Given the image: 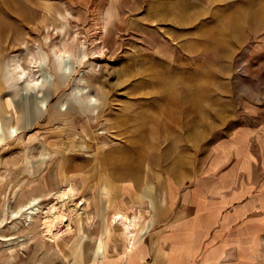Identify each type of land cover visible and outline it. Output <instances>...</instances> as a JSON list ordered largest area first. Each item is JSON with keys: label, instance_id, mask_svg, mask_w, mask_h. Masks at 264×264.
<instances>
[{"label": "rangeland", "instance_id": "374dc122", "mask_svg": "<svg viewBox=\"0 0 264 264\" xmlns=\"http://www.w3.org/2000/svg\"><path fill=\"white\" fill-rule=\"evenodd\" d=\"M262 125L264 0H0V264H120L117 210L161 261L223 175L264 196Z\"/></svg>", "mask_w": 264, "mask_h": 264}, {"label": "crops", "instance_id": "0c3cea01", "mask_svg": "<svg viewBox=\"0 0 264 264\" xmlns=\"http://www.w3.org/2000/svg\"><path fill=\"white\" fill-rule=\"evenodd\" d=\"M245 134L261 140L259 163L264 165V126ZM223 176L222 188L209 186V196L196 197L199 213L192 219V236H184L187 225H172L161 241L168 256L159 261L153 244L144 245L131 264H264L257 255L264 252V196L249 198V186L234 188Z\"/></svg>", "mask_w": 264, "mask_h": 264}, {"label": "bare ground", "instance_id": "6f19581e", "mask_svg": "<svg viewBox=\"0 0 264 264\" xmlns=\"http://www.w3.org/2000/svg\"><path fill=\"white\" fill-rule=\"evenodd\" d=\"M60 52H62L63 55L66 56L68 54V52H69V49L66 46ZM22 72H24V71H22ZM38 81H39V79H38ZM92 99H94V98H92ZM62 191L63 192L59 193L60 194L59 197H61V198H64V196L67 197V196H69V194H73L72 193L73 192V187L70 185L67 188V190H62ZM33 200H30L28 202V205H29L28 208H30L31 210H32L31 203H32ZM55 209H56V207L53 206L51 208V210L48 213H46L45 216L43 217L44 218L43 219V225L47 229V231L50 233V235H51V237L53 239H55L57 236L60 235V233H62V230L60 229V227H58L59 225L61 226V224H63V226H64L63 228H65L64 230H68L70 228V222H69L70 221V217L68 215V212H65L64 210L56 211ZM31 210H30V212H31ZM127 212L121 211V210H117V211L114 212V214H113V216L111 218V224L115 228H117L118 230L121 231V234H122V236H123V238L125 240L124 254L120 257V259L123 261V263L127 262L128 259L131 257V255L136 251V249H135V241L138 238V235H139V232H140V228H141L140 227L141 226V221L130 218V214H128ZM87 218H89V217H87ZM63 222H66V224H64ZM164 225L166 226V224H164ZM173 225H175V224H173ZM53 228H56L55 231H53ZM122 261H120V264H121ZM106 262L107 261L99 260V261L96 262V264H105Z\"/></svg>", "mask_w": 264, "mask_h": 264}]
</instances>
